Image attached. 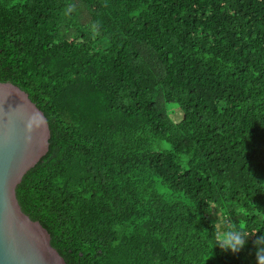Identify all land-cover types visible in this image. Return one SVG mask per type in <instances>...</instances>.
Masks as SVG:
<instances>
[{
    "label": "trees",
    "instance_id": "trees-1",
    "mask_svg": "<svg viewBox=\"0 0 264 264\" xmlns=\"http://www.w3.org/2000/svg\"><path fill=\"white\" fill-rule=\"evenodd\" d=\"M0 82L48 119L17 197L66 264H257L264 0H0Z\"/></svg>",
    "mask_w": 264,
    "mask_h": 264
},
{
    "label": "water",
    "instance_id": "water-1",
    "mask_svg": "<svg viewBox=\"0 0 264 264\" xmlns=\"http://www.w3.org/2000/svg\"><path fill=\"white\" fill-rule=\"evenodd\" d=\"M50 138L48 119L29 95L0 82V264H66L17 197L26 173L48 153Z\"/></svg>",
    "mask_w": 264,
    "mask_h": 264
},
{
    "label": "clouds",
    "instance_id": "clouds-1",
    "mask_svg": "<svg viewBox=\"0 0 264 264\" xmlns=\"http://www.w3.org/2000/svg\"><path fill=\"white\" fill-rule=\"evenodd\" d=\"M213 248L219 247L223 252H231L237 254L247 244V241L253 237L252 233L239 229L235 226V222L231 219L217 218L213 223ZM253 246L256 249L257 264H264V234L254 235Z\"/></svg>",
    "mask_w": 264,
    "mask_h": 264
},
{
    "label": "rangeland",
    "instance_id": "rangeland-1",
    "mask_svg": "<svg viewBox=\"0 0 264 264\" xmlns=\"http://www.w3.org/2000/svg\"><path fill=\"white\" fill-rule=\"evenodd\" d=\"M177 113H179L178 111H177ZM176 113V114H177ZM177 116V115H176ZM181 114H179V118H181ZM212 218H213V220H214V218H222L221 216V210L218 208V207H214V210H213V212H212Z\"/></svg>",
    "mask_w": 264,
    "mask_h": 264
}]
</instances>
